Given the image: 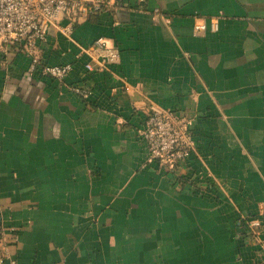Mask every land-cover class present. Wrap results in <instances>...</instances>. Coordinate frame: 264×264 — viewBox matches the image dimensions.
<instances>
[{
    "label": "crops",
    "instance_id": "crops-1",
    "mask_svg": "<svg viewBox=\"0 0 264 264\" xmlns=\"http://www.w3.org/2000/svg\"><path fill=\"white\" fill-rule=\"evenodd\" d=\"M100 36L120 59L88 72L79 46ZM40 53L72 65L63 81L0 50L4 264H264L240 224L264 243V0H120L50 26ZM151 105L193 120L175 172L139 134Z\"/></svg>",
    "mask_w": 264,
    "mask_h": 264
},
{
    "label": "built area",
    "instance_id": "built-area-1",
    "mask_svg": "<svg viewBox=\"0 0 264 264\" xmlns=\"http://www.w3.org/2000/svg\"><path fill=\"white\" fill-rule=\"evenodd\" d=\"M119 6L120 0H0V50L6 52L9 46H15L30 58L39 73L63 81L72 65L48 64L41 58L40 44L48 28L58 26L65 34H70L74 22L99 12L115 10ZM63 16L68 19V23L61 26L60 19ZM218 18L197 17L193 25L194 31L198 33L217 30ZM79 49L80 54L87 56L83 64L88 72L107 70L120 59L119 48L111 45L103 36L88 45H80ZM70 88L83 97L88 95L85 88L75 85ZM192 124L190 117L173 108L151 105L145 112L142 127L139 129V134L147 146L148 159L157 160L161 168L175 172L180 163L197 156ZM240 224L244 225L246 232L264 250V243L259 238L260 221L246 219ZM2 233L3 226L0 224V235ZM7 257L8 252L1 246L0 264H4ZM10 260L11 264H16L14 259Z\"/></svg>",
    "mask_w": 264,
    "mask_h": 264
}]
</instances>
